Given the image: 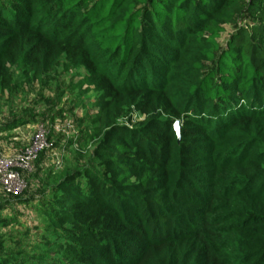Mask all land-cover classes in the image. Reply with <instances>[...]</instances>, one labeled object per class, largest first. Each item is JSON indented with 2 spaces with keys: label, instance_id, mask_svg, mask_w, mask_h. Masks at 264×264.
Returning <instances> with one entry per match:
<instances>
[{
  "label": "trees",
  "instance_id": "obj_1",
  "mask_svg": "<svg viewBox=\"0 0 264 264\" xmlns=\"http://www.w3.org/2000/svg\"><path fill=\"white\" fill-rule=\"evenodd\" d=\"M61 61L97 94L88 159L0 264H264V0H0V91Z\"/></svg>",
  "mask_w": 264,
  "mask_h": 264
},
{
  "label": "rangeland",
  "instance_id": "obj_2",
  "mask_svg": "<svg viewBox=\"0 0 264 264\" xmlns=\"http://www.w3.org/2000/svg\"><path fill=\"white\" fill-rule=\"evenodd\" d=\"M234 30V25H226L219 42L225 45ZM12 72L11 90L0 91L1 153L10 156L12 151H22L39 125L49 130V147L36 154L30 169L16 168L24 181L22 190L13 194L0 187V218L4 222L0 223V255L20 251L22 256L34 252L43 240L45 220L40 201L51 199L56 174L88 159L84 153L87 146L78 137L89 124L87 116L94 115L97 94L80 92L76 84L84 69L67 68L63 61L40 79L27 81L26 70L19 66ZM16 195L31 196L33 201L19 203Z\"/></svg>",
  "mask_w": 264,
  "mask_h": 264
},
{
  "label": "built area",
  "instance_id": "obj_3",
  "mask_svg": "<svg viewBox=\"0 0 264 264\" xmlns=\"http://www.w3.org/2000/svg\"><path fill=\"white\" fill-rule=\"evenodd\" d=\"M46 126H38L30 142L22 151H12L5 156L0 151V187L9 193H19L24 187V181L16 168L30 169L32 161L39 151L49 147Z\"/></svg>",
  "mask_w": 264,
  "mask_h": 264
},
{
  "label": "water",
  "instance_id": "obj_4",
  "mask_svg": "<svg viewBox=\"0 0 264 264\" xmlns=\"http://www.w3.org/2000/svg\"><path fill=\"white\" fill-rule=\"evenodd\" d=\"M175 130L177 131V133L179 132V125L176 123L174 124Z\"/></svg>",
  "mask_w": 264,
  "mask_h": 264
}]
</instances>
